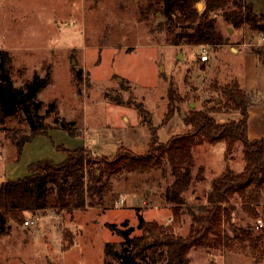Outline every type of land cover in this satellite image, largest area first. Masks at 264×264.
Returning <instances> with one entry per match:
<instances>
[{"label":"rangeland","instance_id":"rangeland-1","mask_svg":"<svg viewBox=\"0 0 264 264\" xmlns=\"http://www.w3.org/2000/svg\"><path fill=\"white\" fill-rule=\"evenodd\" d=\"M142 2L0 0V50L12 56L14 85L49 73L51 83L38 99L45 104L43 112L55 103L44 114L48 126L44 134L32 135L20 115L0 125V184L26 176L27 167L41 159L63 162L66 154L60 147L82 146L97 158H112L123 148L143 153L149 149L151 135L139 105L147 112L145 119L155 126L159 142L164 143L187 132L183 119L189 110L221 105L219 98L224 101L226 97L220 87L233 83L245 103L251 102L249 139L264 138V33L252 32L247 26L233 29L218 16L219 27L230 37L228 45H165L163 35H151V22L140 21ZM246 2L264 13V0ZM203 48L208 56L205 62L200 60ZM256 50L263 53L258 55ZM169 90L174 94L170 105ZM240 96L236 97L239 102ZM211 115L218 123L239 119L235 109L221 108ZM55 119L75 121L78 136L55 129ZM224 150L223 142L193 148L194 181L183 194L184 204L176 207V217L163 197L173 182L166 162L146 171L105 175L111 190L98 206H90L86 199L82 208H61L55 194L50 195L55 206L25 212L21 223L0 222V264H113L104 258V246L118 245L122 238L107 225L121 227L127 221L134 228L132 236L140 235L139 214L186 236L193 214L199 215L206 205L212 180L225 167L233 172L243 169L241 144H236L231 156L225 157ZM248 193L249 208L258 213V219L248 216L245 204L236 196L226 204L228 216L219 223L220 238L233 239L240 228L250 226L253 234L263 236L258 247L262 254L264 188ZM120 199L122 203L117 204ZM34 218L33 224L23 225ZM213 244L192 248L189 264H264V256L258 262L247 244L231 241L227 246L223 240Z\"/></svg>","mask_w":264,"mask_h":264},{"label":"trees","instance_id":"trees-1","mask_svg":"<svg viewBox=\"0 0 264 264\" xmlns=\"http://www.w3.org/2000/svg\"><path fill=\"white\" fill-rule=\"evenodd\" d=\"M202 2V10H197V3ZM140 21L151 22L152 36L163 35L165 45L201 46L216 48L228 45L230 37L219 27L221 16L228 27L240 29L247 26L249 30L264 33V13H258L246 0H144L139 4ZM256 54L263 53L256 50ZM12 56L7 50H0V125L5 119L20 115L32 135L44 134L47 114L55 103L43 112L45 104L38 99V94L51 83V77L34 75L21 86L16 87L11 74ZM220 93L226 97L218 107L208 110H189L183 123L187 132L171 136L161 143L156 128L146 120L147 112L139 105L150 130L149 149L135 154L128 149H120L112 158L93 157L82 146L75 149L58 148L65 152L66 158L61 163L41 159L27 167V175L0 184V222L21 223L22 214L44 211L55 206L59 201L61 208H82L86 199L90 206L102 204L103 198L111 190V183L105 175L119 176L124 173L146 171L160 168L166 162L173 176V182L166 189L163 197L171 204L172 214L176 217L178 205L184 204L183 194L194 181L193 168L195 160L193 148L204 143L216 145L223 142L225 157L231 156L236 144L242 146L244 166L240 172H233L225 167L223 172L212 180L206 195V205L199 209L200 214H193V222L186 236L176 235L173 228L147 221L138 215L137 228L141 234L132 236L133 226L127 221L108 224L107 228L122 238L118 244L106 243L104 258H110L113 264H189V252L194 247L219 245L221 241L229 246L231 241L238 245L247 244L254 256L259 253L263 236L253 234L252 227L240 228L233 239L223 235L220 238L219 223L227 218L226 204L236 196L245 204L248 216L258 219V213L248 205V191L264 188V138L249 139L248 107L239 95L236 83L220 87ZM169 104L174 98L172 90L168 91ZM241 102H237L239 97ZM169 107V106H168ZM221 108L239 111V119L218 123L211 115ZM171 114L173 110H170ZM169 118V117H167ZM54 128L66 131L70 136H78L79 129L75 121L54 120ZM197 179V177H195ZM248 193V194H247ZM55 194L57 202L51 203L49 196ZM1 225V223H0ZM24 225V222H23ZM0 229L2 227L0 226ZM70 242V241H69Z\"/></svg>","mask_w":264,"mask_h":264},{"label":"built area","instance_id":"built-area-1","mask_svg":"<svg viewBox=\"0 0 264 264\" xmlns=\"http://www.w3.org/2000/svg\"><path fill=\"white\" fill-rule=\"evenodd\" d=\"M207 59H208L207 53H206V51H205V48H203V50H202V54H201V56H200V60H201L202 62H205ZM116 203H117V204H118V203H122V200L120 199V200H118ZM36 219H37V218H34V220H31V219H30V220H25V221H24V225H25V226H29V225L33 224L34 221H35Z\"/></svg>","mask_w":264,"mask_h":264},{"label":"water","instance_id":"water-1","mask_svg":"<svg viewBox=\"0 0 264 264\" xmlns=\"http://www.w3.org/2000/svg\"><path fill=\"white\" fill-rule=\"evenodd\" d=\"M201 8H202V4L201 3H198L197 4V10L200 11ZM231 31H232L231 29H228V32L229 33H231ZM179 56H180L179 58L181 59V54H179ZM71 65H74V62L73 61H72V64ZM118 81H120V79H118ZM237 102H239V101L237 100Z\"/></svg>","mask_w":264,"mask_h":264},{"label":"crops","instance_id":"crops-1","mask_svg":"<svg viewBox=\"0 0 264 264\" xmlns=\"http://www.w3.org/2000/svg\"><path fill=\"white\" fill-rule=\"evenodd\" d=\"M249 118H250V113H249ZM248 121H249V119H248ZM255 139H258V138H255Z\"/></svg>","mask_w":264,"mask_h":264}]
</instances>
